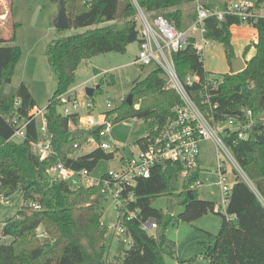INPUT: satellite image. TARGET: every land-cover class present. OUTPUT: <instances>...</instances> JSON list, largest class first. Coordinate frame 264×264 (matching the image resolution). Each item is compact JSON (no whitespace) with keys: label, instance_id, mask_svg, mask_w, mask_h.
<instances>
[{"label":"trees","instance_id":"obj_1","mask_svg":"<svg viewBox=\"0 0 264 264\" xmlns=\"http://www.w3.org/2000/svg\"><path fill=\"white\" fill-rule=\"evenodd\" d=\"M50 1L60 6L61 0ZM208 1L211 7L226 5V1ZM137 2L148 16L163 15L179 30L186 29L196 18V12L184 10L189 0ZM263 2L256 1L262 10ZM64 3L70 27L84 31L55 38L45 50L57 81L45 113L55 154L41 159L32 148V142L42 137L41 120L30 116L36 100L27 85L22 82L11 93L0 92V193L11 195L21 190L24 200L42 205L41 210H20L21 219H7L2 234L9 240L0 241V264H167L165 257L173 256L176 247L167 235L174 214L152 205V200L161 194L168 196L169 204L184 206L178 220L192 222L209 212L222 216L215 243L206 247L211 264H264V142L257 140L258 135L264 136V15L247 23L256 30L255 55L243 71L221 75L218 95L214 97L220 103L217 114L223 119L238 117L243 122H252L249 139L237 140L235 133L225 135L224 139L253 187L235 175L229 202L222 212L214 201L201 199L198 190L191 189L201 175V168L181 179L182 164L171 161L158 164L149 178H139L136 186L125 192V196L129 192L134 194V200L122 209L136 211L135 218L123 219L132 246L125 250L123 258L110 260L106 245L109 228L102 221V202L108 198L103 186L63 180L49 169L62 162L68 168L87 169L91 173L102 159L113 158L114 151L119 149L109 152L94 147L88 153H80L76 144L84 145L97 132L84 130L83 135L72 139L77 129H72L71 124L78 125L77 114L64 115L60 111V96L71 88L76 70L83 62L108 52L125 53L131 43H140L137 9L133 0H64ZM234 25L242 22L230 14L222 20L212 16L205 24V36L224 44L229 63L236 57L231 29ZM14 36L4 38L0 34V89L11 82L20 58V47L10 44ZM174 58L180 75L206 71L192 45L175 53ZM162 75L161 69L155 66L146 77L135 80L130 92L133 101L130 104L126 99L116 106L115 121L139 118L146 122L148 130L161 126L180 103L174 90L165 89ZM197 99L201 100L199 96ZM248 110L252 112L250 116ZM14 119L29 120L24 140L12 138L16 130ZM147 218L156 219L155 234L141 229L140 221Z\"/></svg>","mask_w":264,"mask_h":264},{"label":"built area","instance_id":"obj_2","mask_svg":"<svg viewBox=\"0 0 264 264\" xmlns=\"http://www.w3.org/2000/svg\"><path fill=\"white\" fill-rule=\"evenodd\" d=\"M133 2L137 9L141 37L139 51L134 63L139 66L153 64L160 68L165 79V88L174 90L180 98V103L174 106L172 115L161 126L148 130V133L142 137L144 138L142 142H136L137 152L133 153L132 156H123L120 168L109 170L101 177L92 176L87 169L76 171L68 168L62 162L49 169L51 174L63 180H72L74 183L85 181L83 183L85 185L101 184L108 198L114 200L117 211L118 222L111 225L110 228L116 234L119 233L123 236V242L128 245V248L132 246V238L126 230L123 219L125 217L127 219L135 218L136 211H122L128 201L134 200L133 192H129L126 196L124 195L125 192L131 187H135L139 178H149L152 169L158 164H164L166 161L182 164L181 179L188 178L193 171L201 168L200 150L203 141L212 140L217 150L222 151L231 166L230 174L226 163L218 159L215 172L218 176L217 183L221 188L222 206L217 209H222V207L225 209L228 204L235 175L240 176L243 181L253 187V182L237 160L228 142L224 139V136L230 133H235L237 140L249 139L252 135V122H243L238 117L223 119L221 115L217 114L220 103L214 100V97L218 95L222 76L212 77L207 71L204 74L189 72L180 75L174 55L192 45L202 59L204 50L210 46L212 41V39L205 36L206 20L212 16L222 20L228 14L235 15L244 25L251 18L255 19L264 15L262 8L257 7L256 2L251 0L227 1L224 7L219 5L211 7L208 5V0H189L194 4L196 18L186 29L179 30L163 15L151 18L137 0H133ZM100 74H103V72ZM85 96L86 101L83 99ZM197 96L201 98L200 101ZM81 99L83 100L73 94V88L60 96L61 104L64 106L62 113L64 115L77 114L78 130H93L94 127H97L94 131L97 132L96 135H90L84 145L76 144L78 151L81 152L86 145L100 147L105 150L118 147L111 138V130L118 117V113L112 112L116 105L108 100L106 103L107 109L95 114L93 111L97 102L86 93ZM126 99L127 96L120 97L118 104ZM70 105L72 109L69 107ZM80 106H84L88 114H80ZM136 107L138 108L139 104ZM45 113L46 108H35L30 113L31 117L40 118L41 120L39 130L42 137L40 140L32 142L33 150L39 154L41 159L55 154L51 145V134L49 133ZM247 114L250 116L252 114L251 110H248ZM14 123L16 130L12 138L17 137L19 141L24 140L27 135L26 129L29 120L14 119ZM201 169L203 170V168ZM205 180H208V177L203 178L200 175L195 183L191 185V189H197L204 185ZM0 203H11L10 195L1 192ZM27 209L41 210L42 205L32 200H23L20 210ZM13 218L21 219L22 215L18 213ZM7 221L6 219L1 222L0 239L4 238L2 230ZM157 225L154 218L140 221L141 229L150 234H155ZM38 232L41 236H44L40 229Z\"/></svg>","mask_w":264,"mask_h":264},{"label":"rangeland","instance_id":"obj_3","mask_svg":"<svg viewBox=\"0 0 264 264\" xmlns=\"http://www.w3.org/2000/svg\"><path fill=\"white\" fill-rule=\"evenodd\" d=\"M251 1L256 2L258 0ZM262 6L264 12V2ZM184 10L186 13H194V4L189 2L184 6ZM59 12L60 6L50 0H0V34L7 37L15 35L10 44H17L20 47V58L16 63L12 80L1 87V93H11L24 82L35 98L37 108H46L57 84L56 76L45 54L46 47L55 38L84 31L83 28H57L55 25L57 20L55 21V19L58 17ZM3 14L5 16H2ZM245 26L248 27V24ZM232 33L236 34L234 30ZM246 43V39L238 33L232 39L236 53L244 52L248 56L252 55L254 51L246 50ZM139 46V42H133L128 46L125 53L108 52L99 54L88 62L80 64L76 70L75 81L70 88H73V94L80 100L84 99L86 101V96L81 99L85 94V88L100 84V89H96L92 97L97 102L93 113L105 111L108 100H111L113 105H119V98L130 94L133 82L146 77L155 68L153 64L139 66L134 63ZM202 61L206 71L212 77H219L231 72L226 57V48L220 41H211L210 46L202 54ZM95 69L98 72H103V74L97 75ZM105 70L106 72H104ZM69 107L72 109L71 105ZM63 109L64 106L61 105L60 111L62 112ZM114 110L112 112L118 113ZM79 112L82 115L88 114L84 106H80ZM74 127L75 125L71 124V128L74 129ZM147 133V124L143 119L127 118L115 121L111 130V138L120 149H108L109 152L115 150L114 157L102 159L91 172V175L101 177L109 170L118 168L121 152L126 156H132V153L138 150L135 145L136 140ZM13 139L17 140L18 138ZM93 148L92 145H86L80 153H88ZM218 159L226 163L231 174V166L222 151L217 150L212 140L203 141L201 143L200 162L203 168L202 177H208V180H205L204 185L198 187L197 190L201 199L214 201L216 208L222 206L221 188L217 183L218 176L215 172ZM10 199L11 203L9 204L0 203V225L6 218L19 213L18 211H20L24 200L23 192L21 190L15 191L10 195ZM152 205L167 211L169 198L165 194H161L152 200ZM102 207V221L109 226L106 239L109 259L113 260L115 257L121 259L125 250L128 249V245L123 242L122 235L116 234L110 228L111 225L118 222L115 202L112 198H108L102 202ZM183 209L182 204L176 206L173 213L174 220L167 227V235L175 242L176 247L173 256L165 257L166 263L211 264L210 259L206 256V247L215 243L216 236L221 228L222 216L216 212H209L192 222H185L177 218ZM222 212H224L223 207ZM8 240L7 237L0 239V241Z\"/></svg>","mask_w":264,"mask_h":264},{"label":"water","instance_id":"obj_4","mask_svg":"<svg viewBox=\"0 0 264 264\" xmlns=\"http://www.w3.org/2000/svg\"><path fill=\"white\" fill-rule=\"evenodd\" d=\"M55 25L59 29L70 28V23H69V20H68V16H67V11H66V6H65V3H64V0H61V2H60V12H59V15L57 17V21H56ZM231 66H232V72L233 73H238V72L243 71L246 68V62L244 61V59L242 57L237 56V57L232 59ZM99 88H100V84L96 85L94 87H86L85 88V93L88 96H92L94 94V91L96 89H99ZM127 101L130 104L133 101V95L131 93L127 96ZM96 129H97V127H94L93 131H95ZM83 134H84V130H81V129L80 130H76L73 133L72 139H75L76 137L81 136ZM257 140H259L260 142H264V136L263 135H258L257 136ZM188 194L191 197L193 196L191 190L188 191ZM176 206H177V204L170 203L169 204V208L167 209L166 212L169 213V214H173L175 212Z\"/></svg>","mask_w":264,"mask_h":264},{"label":"crops","instance_id":"obj_5","mask_svg":"<svg viewBox=\"0 0 264 264\" xmlns=\"http://www.w3.org/2000/svg\"><path fill=\"white\" fill-rule=\"evenodd\" d=\"M264 13V12H263ZM2 16H5V14H3ZM57 20V17H56V19H55V21ZM246 24H244V25H239V26H237V25H234V26H232V31L234 30L235 32H236V34L238 33V34H240V35H242L245 39H246V46H248V45H250L251 47L248 49V51L249 50H251V51H254L253 52V54L252 55H246L244 52L243 53H236V57L237 56H240V57H242L243 59H244V61L247 63V61L248 60H250L254 55H255V53H256V48H255V46H254V43L257 41V36H256V30H255V28L253 27V26H249L248 25V27H246L245 26ZM237 26V27H236ZM236 34H233V37L236 35ZM4 38H8L7 36H3ZM230 64V67H231V71H232V66H231V63H229ZM106 71V70H105ZM100 73H102V72H99L97 75H99ZM96 75V76H97ZM35 108H37V106H35ZM78 128H79V124L78 125H75V127H74V129H77L78 130ZM144 137V136H143ZM142 138V137H141ZM138 140V139H137ZM137 140H136V142H137ZM136 142H135V144H136ZM95 147V146H94ZM120 149V148H119ZM133 153H135V151L133 152ZM132 153V154H133ZM123 156H126L123 152H121V159L123 158ZM121 159H120V166L122 165V161H121ZM120 166L118 167V168H120ZM200 166H201V168H202V165H201V162H200ZM117 169V168H116ZM202 175V174H201ZM18 212H20V211H18ZM11 217H14V216H11ZM11 217H8V218H11ZM8 218H6V219H8ZM5 219V220H6Z\"/></svg>","mask_w":264,"mask_h":264}]
</instances>
